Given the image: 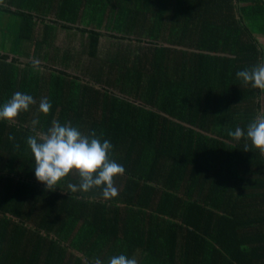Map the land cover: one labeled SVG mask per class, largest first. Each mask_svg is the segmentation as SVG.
Returning a JSON list of instances; mask_svg holds the SVG:
<instances>
[{
	"label": "trees",
	"instance_id": "obj_1",
	"mask_svg": "<svg viewBox=\"0 0 264 264\" xmlns=\"http://www.w3.org/2000/svg\"><path fill=\"white\" fill-rule=\"evenodd\" d=\"M2 28L0 107L36 104L0 120V264H264V155L229 136L264 109L236 77L264 62V0H0ZM54 119L111 141L117 197L38 181L27 137Z\"/></svg>",
	"mask_w": 264,
	"mask_h": 264
},
{
	"label": "clouds",
	"instance_id": "obj_2",
	"mask_svg": "<svg viewBox=\"0 0 264 264\" xmlns=\"http://www.w3.org/2000/svg\"><path fill=\"white\" fill-rule=\"evenodd\" d=\"M33 66L37 71L43 70L39 60H34ZM236 77L245 85L250 84L264 93V62L236 72ZM34 104L36 100L32 95L17 91L0 107V120L12 121ZM51 108V101L42 97L39 110L48 114ZM32 131L34 134L27 137V145L34 155L35 176L46 185L47 190L60 188L61 182L73 174L80 179L78 183L67 182V188L72 193H89L98 189L106 200L118 196L115 178L124 175L126 170L110 159L113 150L110 140H102V136H98L94 130L86 133L74 127L70 121L61 124L55 119L46 132L37 131L35 127ZM229 136L235 141H251V145L264 155V109L248 124L246 131L237 127L229 132ZM9 139L14 140L15 137L10 135ZM16 148H19L18 144ZM244 150H250L248 143H245ZM93 264L103 262L96 258ZM108 264H138V261L121 254L110 257Z\"/></svg>",
	"mask_w": 264,
	"mask_h": 264
},
{
	"label": "crops",
	"instance_id": "obj_3",
	"mask_svg": "<svg viewBox=\"0 0 264 264\" xmlns=\"http://www.w3.org/2000/svg\"><path fill=\"white\" fill-rule=\"evenodd\" d=\"M55 12L56 11H54L52 13H49V16L46 17L47 19H46L45 23L53 24L52 21L56 22V13ZM41 29L42 30L44 29L43 25L42 26H39V25L36 26V30H38V34H39ZM4 32H5V29L2 28V31H0V47L6 46L8 48V50L10 51L15 42L11 41L9 37H5L4 36ZM61 32L62 31H59L58 36L61 34ZM63 32L66 33V31H63ZM76 35H79V33H76ZM103 40L106 41L107 39L106 38H102L100 40V42L103 41ZM124 42H127V41H124ZM128 44H130V43L128 42Z\"/></svg>",
	"mask_w": 264,
	"mask_h": 264
},
{
	"label": "flooded vegetation",
	"instance_id": "obj_4",
	"mask_svg": "<svg viewBox=\"0 0 264 264\" xmlns=\"http://www.w3.org/2000/svg\"><path fill=\"white\" fill-rule=\"evenodd\" d=\"M61 35V34H60ZM60 35L59 36H57V38H56V40H55V44H56V46L61 50V52H62V54H66V52H68V51H72L73 49H74V44H72L71 42H66L65 44H63L62 42H61V37H60ZM79 35L81 36V34L79 33ZM62 39H63V37H62ZM60 41V42H59ZM102 44V41L100 42V45ZM75 64H76V62H72L71 63V67H73V66H75ZM82 69V68H81ZM73 74H77V76H80L81 77V75H80V73L79 72H77V73H75V72H73V71H71Z\"/></svg>",
	"mask_w": 264,
	"mask_h": 264
},
{
	"label": "rangeland",
	"instance_id": "obj_5",
	"mask_svg": "<svg viewBox=\"0 0 264 264\" xmlns=\"http://www.w3.org/2000/svg\"><path fill=\"white\" fill-rule=\"evenodd\" d=\"M7 18H9V17H7ZM6 18V19H7ZM60 37H61V42L63 43V44H65L66 42H71V43H74V47H80L81 46V40H80V35H70V34H68L67 32L65 33V32H61V35H60ZM62 37H63V39H62ZM103 43H106V41L105 40H103ZM83 59L85 60H88L87 59V57H83Z\"/></svg>",
	"mask_w": 264,
	"mask_h": 264
},
{
	"label": "water",
	"instance_id": "obj_6",
	"mask_svg": "<svg viewBox=\"0 0 264 264\" xmlns=\"http://www.w3.org/2000/svg\"><path fill=\"white\" fill-rule=\"evenodd\" d=\"M208 54H211V55H221V56H223V54H215V53H211V52H208Z\"/></svg>",
	"mask_w": 264,
	"mask_h": 264
}]
</instances>
